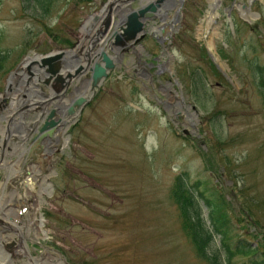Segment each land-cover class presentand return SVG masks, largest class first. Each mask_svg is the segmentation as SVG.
<instances>
[{"label": "rangeland", "instance_id": "obj_1", "mask_svg": "<svg viewBox=\"0 0 264 264\" xmlns=\"http://www.w3.org/2000/svg\"><path fill=\"white\" fill-rule=\"evenodd\" d=\"M107 1L52 0L45 11L38 0H0V50L11 54L8 66L19 71L26 57L72 49ZM133 8H140L138 0ZM178 9L169 39L160 42L167 35L150 30L59 133L50 160L55 177L38 163L32 164L36 175L22 177L15 158H7L12 181L0 171L7 204L16 212L20 200L33 199L25 217L43 215L47 245L69 264H209L182 229L172 197L181 175L224 201L231 232L259 245L256 258L264 259V0H219L209 29V0H183L167 23ZM8 78L0 79L2 94ZM173 96L183 99L181 107ZM39 167L54 184L44 204ZM19 179H33L34 196L15 184ZM220 248L217 237L211 251ZM244 262L239 255L233 263Z\"/></svg>", "mask_w": 264, "mask_h": 264}, {"label": "water", "instance_id": "obj_2", "mask_svg": "<svg viewBox=\"0 0 264 264\" xmlns=\"http://www.w3.org/2000/svg\"><path fill=\"white\" fill-rule=\"evenodd\" d=\"M135 1L108 0L99 13L85 22L84 38L76 47L46 55L34 54L24 60L20 71L10 74L6 90L0 95V111L7 115L6 131L1 139L3 154L0 166L4 162L8 142L21 133L16 123H21L29 109L35 107L38 120L44 123L40 131L42 140L47 136L53 139L60 127L67 131L90 100L85 94L96 93L109 72L116 68L126 46L137 45L144 39L145 23L156 18L165 22L167 15H162L161 9L169 3L168 6L171 3L173 7L176 5L175 0H141L146 4L133 9ZM177 21L178 12L172 23ZM165 27H160L161 32L169 35ZM74 82H81V86L74 87L72 104L67 107L64 97ZM38 89H48L50 98L43 100L46 96L39 95ZM76 91L81 94L75 95ZM54 100L58 104L48 111L47 107Z\"/></svg>", "mask_w": 264, "mask_h": 264}, {"label": "trees", "instance_id": "obj_3", "mask_svg": "<svg viewBox=\"0 0 264 264\" xmlns=\"http://www.w3.org/2000/svg\"><path fill=\"white\" fill-rule=\"evenodd\" d=\"M52 0H38L42 9L47 11L48 4ZM11 54L0 50V79H6L14 70L9 65ZM256 73L260 66L253 64ZM261 86L264 88V77L261 76ZM2 91L0 87V92ZM172 197L179 208L182 229L191 240L198 257L209 264H234L239 255L246 256L243 264H264V259L256 258L259 255V245L257 248L245 243L231 232L228 225V217L224 216L222 210L226 207L224 201L216 202L206 196L201 190V183L189 185L184 176H179L172 190ZM202 204L208 209V219L204 216ZM220 238L221 248L211 251L216 238ZM264 253V245H263Z\"/></svg>", "mask_w": 264, "mask_h": 264}, {"label": "flooded vegetation", "instance_id": "obj_4", "mask_svg": "<svg viewBox=\"0 0 264 264\" xmlns=\"http://www.w3.org/2000/svg\"><path fill=\"white\" fill-rule=\"evenodd\" d=\"M155 27H156V23H153V22L148 23L147 27H146L147 34H149V31L153 30V28H155ZM134 49L135 48H133L132 46H128L127 49H125V52L123 53V55L121 57V61L124 59V57L127 55V53L128 54L131 53L132 51H134ZM67 96H71V93H68ZM26 117L27 118H25V123L24 124L27 127V134H28L27 135V139H25V142H23L21 146H17L14 149V151H12L9 154V158H15V160L17 162L18 161L19 162L22 161L21 164L23 165L22 166V170L24 171L23 172L24 174H29V172H32L31 174L36 175V173H33V170L35 169V167L30 168L27 165L26 170H24L25 169V165L28 162H32V163H35V164L38 163L39 166H43V165L47 166L48 167V171L52 172L51 176L55 177L57 175V172H56V170L53 169L54 163L51 162L50 160H51V158L54 159L55 152L58 151L57 149H54L58 145V140H56L55 138L51 139L50 136H47L44 140H42L41 139L42 134L40 133V131H41L43 125L40 126V124H38V123L36 124V123L32 122V120L35 119V115L34 114L27 115ZM32 145H35L37 147L38 151H39L37 157L34 156L33 153L30 151ZM24 156H26L27 158L24 159ZM42 169H43V167H39L38 168L37 176L41 177V179L43 180V185H42V187L40 186V194H39L40 201H39V203L42 202L44 204V202H45L44 199L48 198V197H50L52 195L53 185L54 184L52 185L51 182H48L50 177L44 176V173H43ZM46 182H47V184H46ZM6 185H4L3 188ZM30 196H32V195H30ZM25 199L28 200L27 202L29 204H32L34 202L33 199H31V198H27L26 197ZM0 201H1V203H0V215L3 216L5 219L13 220L14 216H16V215L12 211L11 212L7 211V208L8 207L9 208L12 207L11 210H13L14 204H12V205L11 204H7V200L3 197L1 192H0ZM27 202H24L26 204L24 207H26V208L21 207L22 211L19 212V215L21 216L20 225H23V226L26 223H28L30 221L31 217H32L31 216L29 220L25 217V216L28 217L30 215L29 213H27V210H31L30 205L27 204ZM4 212H6V213H4ZM10 217H11V219H10ZM25 229L27 231L26 227H25ZM45 229H46V227L44 225L43 226V230L45 232H43V234H42V231L38 233L40 235V238H37L34 234H31V233H33L35 231H31L29 233L27 232L28 234L31 235V237H33V239H30V241H27V242L30 243L31 245H33L35 248L26 249L22 245L21 250L15 251V253H14L12 249H8V248L4 249L3 247H1L2 242H0V258H1L0 259V264H3L5 262H6L5 264H30V263L31 264H37V263L38 264H49V263L50 264H60V263L61 264H69L67 259H66V257L61 254V251L59 249L47 245V242H50V241H49V238H47L48 232ZM14 231H15V229H14ZM7 232H11V229H8L4 224H2V220H0V236L3 235L4 233H7ZM22 240L23 239H21V241ZM37 246H38V248H36ZM51 258H53V259H51ZM64 258H65L66 263L63 262Z\"/></svg>", "mask_w": 264, "mask_h": 264}, {"label": "bare ground", "instance_id": "obj_5", "mask_svg": "<svg viewBox=\"0 0 264 264\" xmlns=\"http://www.w3.org/2000/svg\"><path fill=\"white\" fill-rule=\"evenodd\" d=\"M210 1V11L208 12V14H207V16L205 17V20H204V23H206L207 24V28L209 29L210 27H211V25H212V23L215 21V17H214V12H215V10H216V7H217V5H218V2H219V0H209ZM240 10H242V9H240ZM248 10V9H247ZM161 11H162V15H164V14H167V10L166 9H161ZM243 15H244V17L246 18V19H249L251 16L249 15V13L248 12H244L243 11ZM205 27V25L204 24H202L201 25V28H204ZM170 30L171 29V27H169V25L167 26V28H166V30ZM203 30V29H202ZM212 45V44H211ZM212 47V46H211ZM212 51V50H211ZM172 97V96H171ZM174 97V99L176 100L177 98H176V96H173ZM178 100V99H177ZM177 105H180V107H181V105L183 104V99L182 98H180L178 101H177ZM188 118L191 120L192 118H191V116H188ZM196 120V119H195ZM192 121V120H191ZM189 122V121H188ZM36 125V124H35ZM41 126V125H40ZM33 127V126H32ZM30 129V128H29ZM28 135V134H27ZM27 137V136H26ZM27 139V138H26ZM50 144V143H49ZM52 144V143H51ZM44 146V145H43ZM46 146V145H45ZM23 149V148H22ZM48 149V148H47ZM53 149V148H52ZM48 153V152H47ZM23 155V154H22ZM49 155V154H48ZM12 156V155H11ZM26 157V156H25ZM23 158V157H22ZM19 162V161H18ZM18 165V164H17ZM15 167V166H14ZM38 170V168L36 169V171ZM19 173V172H18ZM32 173V172H31ZM34 173H36V172H34ZM39 173V172H38ZM33 175V174H32ZM40 175V174H39ZM36 177V176H35ZM35 177H33V179H34V181H35ZM27 178H29V177H27ZM32 179H27V180H22L21 182H23V185H24V187L26 188V190H25V194L27 193V194H30V195H33L32 194V185H31V183H33L34 182ZM11 183V182H10ZM7 184V182H5L4 183V181H3V184H1L0 185V190H1V192H2V188H3V186L4 185H6ZM18 184H20V183H18ZM10 189V188H9ZM38 189V188H37ZM16 195V194H15ZM34 196V195H33ZM11 197H13V196H11ZM18 197V196H17ZM13 198H15V197H13ZM34 199H35V201L37 200V198L36 197H33ZM3 199V198H2ZM20 199V198H19ZM22 199V198H21ZM28 200L27 199H25V200H23V201H19V202H22V203H24V202H27ZM34 201V200H33ZM0 203H1V201H0ZM4 203V202H3ZM27 204H29L28 202H27ZM41 204V203H40ZM15 205V204H14ZM23 205H26V204H23ZM40 206V205H39ZM12 208V207H11ZM20 208V207H19ZM33 208V207H32ZM22 208H20V209H18L16 212L15 211H13V210H11L9 207L7 208V211H12L16 216H14V222L16 223V228H15V231H16V234L19 236V235H25L27 232L29 233V232H31V231H35V233H36V235L39 233V232H41L42 231V234H43V232H45L44 230H43V225H44V221H43V217L41 216V218H40V220H38L36 217H33V218H31L30 219V221L28 222V223H26L24 226L23 225H20V221H21V216L19 215V210H21ZM3 211V210H2ZM6 211V212H7ZM6 212H4V213H6ZM37 212H38V209H37ZM39 213V212H38ZM9 214V213H8ZM12 214V213H11ZM13 214V215H14ZM1 216V215H0ZM12 216V215H11ZM13 217V216H12ZM10 219H11V217H10ZM10 222V221H9ZM8 227H9V225H8ZM25 227L27 228V231H26V229H25ZM3 231V230H2ZM20 231V232H19ZM5 232V231H4ZM27 233V234H28ZM12 235H13V233H11ZM15 234V235H16ZM37 239V238H36ZM26 241V240H25ZM22 246V245H21ZM24 246V245H23ZM25 252V251H24ZM28 255V254H27ZM49 255V254H48ZM3 258V257H2ZM5 258V257H4ZM29 258V257H28ZM54 258V257H53ZM53 258H51V259H53ZM1 259V258H0ZM16 259V258H15ZM13 260V259H12ZM24 260V259H23ZM33 260V259H32ZM44 260V259H43ZM49 261V260H48ZM13 262V261H12ZM40 262V261H39ZM6 263V262H5ZM5 263H3V264H5ZM31 264V263H30ZM38 264V263H37ZM50 264V263H49ZM61 264V263H60Z\"/></svg>", "mask_w": 264, "mask_h": 264}]
</instances>
